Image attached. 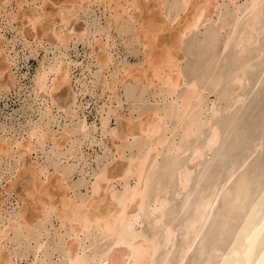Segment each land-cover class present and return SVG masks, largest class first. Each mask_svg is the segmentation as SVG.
<instances>
[{"label":"bare ground","instance_id":"obj_1","mask_svg":"<svg viewBox=\"0 0 264 264\" xmlns=\"http://www.w3.org/2000/svg\"><path fill=\"white\" fill-rule=\"evenodd\" d=\"M93 1L108 11L106 29L118 37L129 33L126 49L134 43L142 48L139 65L113 66L105 80L111 63L106 43L94 41L100 49L93 53L94 82L109 95L121 89L127 102L126 117L117 114L122 134L108 131L122 161L110 170L96 164L87 198L74 196L65 168L56 163L53 181H41L46 157L37 168L22 166L27 181L16 200L26 198L31 212L21 208L0 218V264H12L3 246L22 233L40 254L34 264H264V0ZM71 6L73 12L56 9L57 18L34 39L49 32V45L64 46L69 36L62 28L80 8L76 0ZM28 14L34 30L44 14ZM35 70L31 88L41 97L67 81L57 59ZM149 95L153 103H146ZM100 118L103 135L108 118ZM44 124L30 125L23 144L14 140L16 149L29 153L44 143L50 152L70 148L84 129L76 123L59 139L47 138ZM11 152L10 144L0 145V158L14 157ZM51 215L57 231L42 239L37 227Z\"/></svg>","mask_w":264,"mask_h":264},{"label":"rangeland","instance_id":"obj_2","mask_svg":"<svg viewBox=\"0 0 264 264\" xmlns=\"http://www.w3.org/2000/svg\"><path fill=\"white\" fill-rule=\"evenodd\" d=\"M228 1L230 0H224V3ZM231 1L238 2L240 0ZM0 2L5 4L0 3V49H2L0 53V70L2 73L0 75V145L10 144L11 153L14 154L12 158H0V218L4 220L6 215L9 216L21 208L24 209L27 216L31 212V205L26 198L23 199V202L16 200V193L22 192V186L27 181V174L22 173V166L29 163L37 168L44 164L41 161H44L46 157L45 162L48 164V171L46 175L38 174L40 180L44 183L53 181V165L56 163L61 168H65L67 176L65 183L74 188V196L87 198L89 195L87 190L90 181L89 172L96 167V164H105L110 170L122 161L113 153L115 148L111 147L108 131L114 130L118 136L122 134L124 120L121 117H126L128 113L127 102L123 99L121 89L117 91L116 96L109 95L107 90H100L98 83L94 82L93 74L97 69L93 53L95 50L100 52L94 41L106 43V55H108L111 63L108 69L103 72L105 80L109 79L108 72L113 66L117 70H121L122 67L139 65L142 58V48L134 43L133 46L126 49V44L130 39L129 33L118 37L114 30L106 29L108 25L103 19L108 16V11L93 0H91L90 5L88 0H76V5H79L80 8L76 9L75 13L69 17V25L62 28L63 33L69 36V40L64 46H60L61 48L59 45L55 47L49 45L46 41L50 38L49 32L45 34L47 37L44 36L46 39L36 40L33 34L34 36L35 34L41 35V27L48 26V21L57 18L55 11L60 6L68 7L67 10L73 12L71 6L73 0H0ZM28 13L33 14V16L44 14L38 19V24L35 25L36 29L34 30L31 24L26 21L28 19H25ZM21 22L23 24H20ZM25 22L28 24L26 25ZM83 29H87L86 36L82 37L83 40L78 39L75 32H81ZM201 29L200 27L195 32L197 38L200 36ZM91 33H93L94 40L91 39ZM52 59H57L63 66L67 81L59 89L48 94L49 96L45 93L44 97H41V94H35L31 88L33 87L32 77L39 65L46 64L47 61L51 62ZM2 69H4L3 72ZM120 72L117 73V76L120 75ZM48 90L49 88L46 92ZM144 99L146 103H153L150 95ZM212 99L213 95H210L208 100ZM51 100L55 103H53L54 106L53 104L50 105ZM63 109L70 112L71 115L68 117ZM43 112H46L45 116H42L44 115ZM117 114L122 116L119 117ZM103 116L108 118L105 127L107 133L101 135L98 125H100V117ZM36 122L46 123L44 129L47 138L59 139V134L65 127L70 129L76 123L82 122L84 129L74 137L75 143L70 148L54 149L50 152L51 146L44 143L42 146L39 145L30 150L29 153L22 152L21 148L18 151L13 145L14 140H20L23 144L28 138L25 135L28 131L27 128ZM46 152L47 154H45ZM52 153L55 154L52 155ZM18 154L21 155L23 164L17 160ZM49 156H51L52 161ZM18 174L20 176L16 180ZM12 181L15 182L14 187L7 192L6 188ZM57 227V221L51 215L44 221L43 226L38 225L37 228L41 234L45 233L44 236H41L42 239H45L46 236L48 240H51L57 231ZM37 228L33 229L34 233ZM34 233L33 235H35ZM23 235V233L20 235L18 242L8 239L4 243V251L11 254L12 264H34V258L40 256L39 252L34 249L33 241L26 242ZM13 253L16 255L13 256ZM54 254L51 256L52 263L58 260Z\"/></svg>","mask_w":264,"mask_h":264}]
</instances>
